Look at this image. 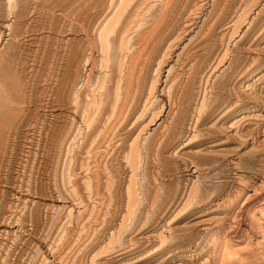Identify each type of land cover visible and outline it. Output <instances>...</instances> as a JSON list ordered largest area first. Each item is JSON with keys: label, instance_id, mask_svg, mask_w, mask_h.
<instances>
[{"label": "bare ground", "instance_id": "6f19581e", "mask_svg": "<svg viewBox=\"0 0 264 264\" xmlns=\"http://www.w3.org/2000/svg\"><path fill=\"white\" fill-rule=\"evenodd\" d=\"M0 264H264V0H0Z\"/></svg>", "mask_w": 264, "mask_h": 264}]
</instances>
